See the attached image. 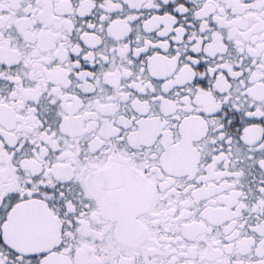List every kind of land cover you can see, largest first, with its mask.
Masks as SVG:
<instances>
[{
    "label": "snow or ice",
    "instance_id": "1",
    "mask_svg": "<svg viewBox=\"0 0 264 264\" xmlns=\"http://www.w3.org/2000/svg\"><path fill=\"white\" fill-rule=\"evenodd\" d=\"M0 264H264V0H0Z\"/></svg>",
    "mask_w": 264,
    "mask_h": 264
}]
</instances>
